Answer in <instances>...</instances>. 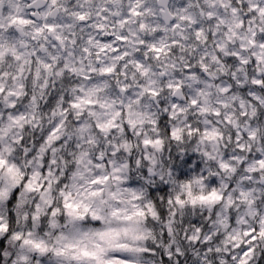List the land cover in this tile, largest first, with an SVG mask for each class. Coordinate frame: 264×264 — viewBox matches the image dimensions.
Returning <instances> with one entry per match:
<instances>
[{"label": "clouds", "instance_id": "1", "mask_svg": "<svg viewBox=\"0 0 264 264\" xmlns=\"http://www.w3.org/2000/svg\"><path fill=\"white\" fill-rule=\"evenodd\" d=\"M0 264H264V0H0Z\"/></svg>", "mask_w": 264, "mask_h": 264}]
</instances>
